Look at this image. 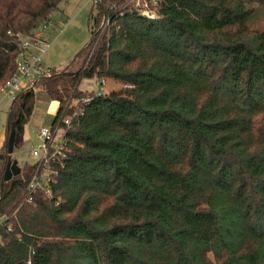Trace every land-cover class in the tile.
Here are the masks:
<instances>
[{"label": "trees", "instance_id": "obj_1", "mask_svg": "<svg viewBox=\"0 0 264 264\" xmlns=\"http://www.w3.org/2000/svg\"><path fill=\"white\" fill-rule=\"evenodd\" d=\"M67 1L0 0V88L22 39ZM147 1L154 19L99 0L78 69L37 81L60 102L52 123L73 119L50 191L32 201L35 165L10 182L4 173L36 93L12 101L0 264H264V0ZM85 79L121 88L97 95ZM79 98L90 99L73 117Z\"/></svg>", "mask_w": 264, "mask_h": 264}, {"label": "rangeland", "instance_id": "obj_2", "mask_svg": "<svg viewBox=\"0 0 264 264\" xmlns=\"http://www.w3.org/2000/svg\"><path fill=\"white\" fill-rule=\"evenodd\" d=\"M140 2L143 7L148 6V8L155 10L154 4L152 3V5L150 1L141 0ZM94 8L95 5L91 0H69L61 4L60 10L54 13L52 22L46 26V29L40 28L39 31L42 32L43 39L50 44V48L42 57V63L46 70L64 69L68 65H70V71L78 69L82 58L79 57L75 62L73 61L92 39L90 15ZM107 24L105 23L102 29ZM259 24L264 27V14L260 15ZM105 81L106 94L121 88L114 81ZM95 83V79H85L80 88L90 91L95 88ZM11 105L12 100L0 94V151L6 137L8 111ZM47 113H49L48 96L45 91L38 89L34 111L25 127L22 144L15 147L12 154L13 161L18 162L21 169L37 162L33 156V151L40 148L41 145V140L38 138V128L51 125L53 121V118L47 116Z\"/></svg>", "mask_w": 264, "mask_h": 264}, {"label": "built area", "instance_id": "obj_3", "mask_svg": "<svg viewBox=\"0 0 264 264\" xmlns=\"http://www.w3.org/2000/svg\"><path fill=\"white\" fill-rule=\"evenodd\" d=\"M95 7L99 4V0H91ZM141 0H130L142 15L154 19L156 18V12L148 6L143 7ZM147 2V0H145ZM144 3V2H143ZM157 3L155 4V7ZM44 29L47 27L44 26ZM42 32H38L33 36L24 37L22 39L21 53L16 59V71L12 77L6 82L4 86L0 88V94L6 98H10L12 101L16 100L19 94L23 91H34L37 94V81L43 76L46 69L42 64V57L50 48V44L43 41ZM35 51L39 52L38 54ZM94 93L97 95L106 94L105 92L106 81L95 80ZM40 90V89H39ZM90 98L73 99L71 106L74 108L73 117L80 113L81 106L87 103ZM60 109V102L49 100V111L57 115ZM72 117L61 119L58 123L48 126H43L38 130V138L41 140L40 148L33 151V156L37 159L33 176L27 186L26 192L29 200L39 191L47 190L52 183L51 170L53 164L60 162L61 155L65 149V136L67 128L71 126ZM63 122V123H62Z\"/></svg>", "mask_w": 264, "mask_h": 264}, {"label": "water", "instance_id": "obj_4", "mask_svg": "<svg viewBox=\"0 0 264 264\" xmlns=\"http://www.w3.org/2000/svg\"><path fill=\"white\" fill-rule=\"evenodd\" d=\"M16 143V137L15 134L12 133L9 140H8V159L5 167V173H4V181L10 182L13 177H17L21 173V168L18 165V162L12 160V154L14 152Z\"/></svg>", "mask_w": 264, "mask_h": 264}, {"label": "crops", "instance_id": "obj_5", "mask_svg": "<svg viewBox=\"0 0 264 264\" xmlns=\"http://www.w3.org/2000/svg\"><path fill=\"white\" fill-rule=\"evenodd\" d=\"M68 1H69V0H68ZM68 1H67V2H68ZM72 1H73V0H72ZM42 39H43V37H42ZM43 41H46V40L43 39ZM46 42H47V41H46ZM35 53L38 54L39 52L35 51ZM42 64H43V63H42ZM43 65H44V64H43ZM47 116H51V117L53 118V117H54V114H53L52 112L49 111V113H47ZM42 127H43V126H42ZM40 128H41V127H40ZM40 128H38V130H39ZM5 141H6V137H5V140H4V142H3V146H4ZM3 146H2V148H3ZM1 151H2V149H1ZM1 151H0V153H1Z\"/></svg>", "mask_w": 264, "mask_h": 264}]
</instances>
